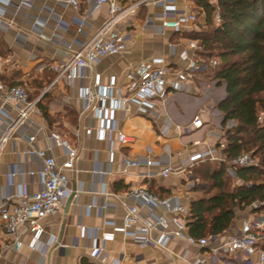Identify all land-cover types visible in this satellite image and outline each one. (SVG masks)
<instances>
[{
	"label": "crops",
	"instance_id": "1",
	"mask_svg": "<svg viewBox=\"0 0 264 264\" xmlns=\"http://www.w3.org/2000/svg\"><path fill=\"white\" fill-rule=\"evenodd\" d=\"M176 3L180 9L187 11L196 4L183 0H176ZM15 8L10 6L4 17L6 22L11 21L10 26L0 29V82L24 85L31 99L48 105L53 120L49 122L38 107L36 124H26L17 129L0 155V196L17 193L24 185L32 192L40 189L37 175L20 174L14 178L10 175L14 165L25 170L40 168V161L27 153L26 137L29 133L37 132L35 144L48 149L50 131L58 130L79 148L80 158L76 171L70 173V186L72 191L77 187V192L68 210L65 206L69 197L64 206L47 219L45 232L36 249L29 246L30 234H25L24 244L16 248L13 239L0 228V264H206L209 248L192 245L177 237L169 238L166 246L160 248L141 246L117 233L105 242V250L99 258L91 257L92 242L96 229H99L97 235L101 237L103 232L112 231L113 225L121 224L125 211L119 200L136 204V199L129 193L137 185L147 186L161 196L175 195L187 207L205 195V185H201L197 176L194 175L198 179L197 184L190 187V169L167 177H147L151 170L145 164L130 167L127 172L122 167L126 157L143 159L148 150H151L153 158L169 159L173 166L178 167L189 154L219 143L223 131L222 114L217 107L226 95L225 86L219 85L206 98L201 89L208 81L196 84L193 78L188 83L192 90L174 94L166 105L167 111L159 106L153 116H127L117 112L121 129L132 139L128 144H120L116 136L113 140H99L96 134L86 135L83 132L81 138L76 139L73 134L77 128L95 125V119L84 112L85 103L79 95L80 88L89 84L95 74L99 75L102 84H108L111 76L122 84L128 80L130 70L138 62L158 54L174 59L175 66H184L185 62L179 59V54L191 39L185 37V33L175 35L171 30L163 33L162 10L144 6L135 26L137 37L129 41L125 51L101 58L89 77L76 79L74 83H54L57 72L53 66L70 57L54 42L79 48L107 20L109 5L81 0L80 6L74 8L66 0H33L30 7L19 12ZM148 16L151 17L150 25L139 29L140 22ZM60 20L62 26L57 27ZM37 21H42L44 25H39ZM203 22L206 23V18ZM169 42L174 46L170 47ZM194 87L197 88L194 90ZM47 92L49 97L45 99L43 96ZM56 103L60 109H54ZM210 106L215 107L214 112H211ZM17 115V104H4L0 93V127L7 128ZM196 115L206 122L203 129L188 127ZM110 147L116 150L113 163L108 160ZM50 151L59 162L64 160L63 149ZM99 168L111 171L104 177L105 187L109 192H116L118 198L102 193L103 184L94 173ZM106 202L110 206L105 207ZM156 212L161 213L162 210L157 209ZM142 213L148 215L150 210L142 208ZM253 216L250 208L237 209L235 223L220 235L225 237L234 233ZM83 229L86 230L85 235ZM51 235L57 238V242H50ZM257 258L255 253L253 260Z\"/></svg>",
	"mask_w": 264,
	"mask_h": 264
},
{
	"label": "built area",
	"instance_id": "2",
	"mask_svg": "<svg viewBox=\"0 0 264 264\" xmlns=\"http://www.w3.org/2000/svg\"><path fill=\"white\" fill-rule=\"evenodd\" d=\"M97 5L107 3L109 5L107 20L96 30L94 35L84 41L79 48L74 49L59 41L54 43L65 53L69 54L68 60L59 62L53 66L57 72V81L74 83L76 79L89 77L94 71L95 64L103 57L116 55L128 48L129 41L137 37L138 29L135 26L144 6L161 9L162 32L171 30L173 33L183 34L204 24L206 13L197 4L190 6L187 10L180 9L176 0H138L124 2L122 0H89ZM185 2L195 0H183ZM214 5L217 0H210ZM67 4L78 8L81 0H66ZM33 0H0V29H6L10 22L5 21V15L10 6H15L16 11L30 7ZM216 22H221L219 12L215 14ZM44 25L42 21H37ZM151 17H146L140 22V28L150 25ZM62 26L60 20L57 27ZM48 39V38H47ZM52 41L51 39H48ZM170 47L174 46L169 42ZM201 47L196 40H190L188 46L179 54L180 60L185 62L184 66H175L176 61L165 55H152L138 62L128 75V80L119 84L115 76L110 77L108 84H102L98 74L89 84L80 88V97L85 103L84 112L95 119V125L83 126L74 131V137L80 139L83 132L86 135L96 134L99 140H113L116 136L120 144H128L131 138L125 133L117 118V112L127 116L144 115L153 116L159 106L165 111L166 105L174 94L188 93L192 89L188 83L194 78V72L201 71L208 66L216 69L220 64L218 57L209 59V63L203 64L199 51ZM200 57L198 60L197 58ZM53 83V84H54ZM219 80L211 77V80L203 84V97L211 96L212 92L219 86ZM197 87H194V90ZM0 93L3 103L13 102L18 106V115L7 128L0 127V155L6 145L12 140L15 132L20 126L36 124L35 115L38 114V101L30 98L28 89L23 85H5L0 82ZM214 112V106H210ZM83 112V113H84ZM223 115H221V119ZM264 119V109L259 110L258 120ZM222 122V121H221ZM235 121H228L226 128H231ZM206 122L199 115L194 116L188 125L191 129H203ZM223 134L219 143L221 147L209 146L204 150L195 151L182 160L178 167L173 166L169 159L153 158L151 150L143 159L125 158L122 170L127 172L130 167L145 164L150 168L147 177H167L172 173L186 172L191 166L201 161L210 160L214 163L225 161L221 153L225 144ZM27 153L40 161L38 170H25L14 165L11 177L20 174L37 175L40 181V189L29 191L27 185L14 194L0 196V228L13 239L14 247L20 248L23 244V236L30 234L29 246L36 249L45 232L46 221L56 211L61 209L66 199L72 193L70 186V173L76 171L80 158V150L74 142L58 130L49 133L50 147L44 149L38 147L37 132L27 135ZM61 148L64 151V160L58 161L50 149ZM116 150L109 148V163L115 161ZM258 163V159L250 152H245L227 163L229 175L237 178L235 169L237 167H248ZM94 173L102 182V193L113 195L118 198L116 192H109L105 187L104 177L111 173L106 169H96ZM188 181L190 187L197 184V177L192 174ZM130 196L137 201L136 204H128L119 200L124 207V216L121 224L113 225L112 231L103 232L101 237H93L91 257L99 258L105 250V242L115 237L117 233L131 238L141 246L165 247L169 238L177 237L187 240L192 245L201 248H209L210 254L206 264H264V214H254L242 224V227L234 233L222 237L221 235L208 234L196 238L189 232L188 216L189 207L181 203L175 195L161 196L153 192L149 187L137 185L130 191ZM263 202H255L252 207L258 208ZM105 207L110 206L106 202ZM142 208H148L150 213L145 215ZM161 209V213L156 210ZM85 235L86 230H82ZM156 233V236H154ZM57 242V238L51 235L50 242ZM257 253L258 258L253 260Z\"/></svg>",
	"mask_w": 264,
	"mask_h": 264
},
{
	"label": "trees",
	"instance_id": "3",
	"mask_svg": "<svg viewBox=\"0 0 264 264\" xmlns=\"http://www.w3.org/2000/svg\"><path fill=\"white\" fill-rule=\"evenodd\" d=\"M195 3L204 9L206 23L185 36L199 43L200 57L220 59L214 78L226 87V95L218 105L223 113L225 144L221 153L225 161L215 166L207 161V168L196 169L195 176L205 181V195L189 206V232L200 238L224 234L235 223L236 210L250 208L255 202L263 205L252 207L251 212L264 214V119L258 120L259 110L264 109V0H217L216 5L210 0H195ZM217 12L221 16L219 23L215 20ZM48 97L47 92L43 98ZM38 107L51 122L48 105L40 100ZM228 121L236 124L226 128ZM245 152L256 156L258 163L237 167L240 182L231 187L227 163Z\"/></svg>",
	"mask_w": 264,
	"mask_h": 264
},
{
	"label": "rangeland",
	"instance_id": "4",
	"mask_svg": "<svg viewBox=\"0 0 264 264\" xmlns=\"http://www.w3.org/2000/svg\"><path fill=\"white\" fill-rule=\"evenodd\" d=\"M204 25L205 24H203V25H199L196 29H200V28H203L204 27ZM175 35H181V34H179V33H177V34H175ZM183 35V34H182ZM185 37H187V36H185ZM188 38V37H187ZM200 57H198L197 59L198 60H200L199 59ZM201 60H204V62H203V64H208L209 63V59H205V58H202ZM216 70H217V68L216 69H214V68H212L211 66H208L207 68H205V69H203V70H201V71H196V72H194V82L196 83V84H200V82H203V81H209V80H211V77H214L215 76V73H216ZM24 86V85H23ZM25 87V86H24ZM218 97H220V95H218ZM61 107L60 106H58V104L56 103V105L54 106V109L55 110H57V109H60ZM215 108V107H214ZM222 120V119H221ZM207 161H210V160H206V161H201L200 163H197V164H195V165H193V166H191L189 169L191 170V172H192V174L193 175H197L196 174V169L198 168V167H202V170L203 169H205V168H207L209 165H207V164H205V163H208ZM210 163H212V165H216V164H214L212 161H210ZM221 163V162H220ZM219 163V164H220ZM229 180V185L231 186V187H234V185H238L239 183L237 182V180L236 179H234V178H232V177H230V179H228ZM200 183H201V185L202 186H204L205 185V181L203 180V178H201L200 177ZM262 242H264V240H262Z\"/></svg>",
	"mask_w": 264,
	"mask_h": 264
},
{
	"label": "water",
	"instance_id": "5",
	"mask_svg": "<svg viewBox=\"0 0 264 264\" xmlns=\"http://www.w3.org/2000/svg\"><path fill=\"white\" fill-rule=\"evenodd\" d=\"M217 110H219L218 107H217ZM219 112L223 115V113L220 110H219ZM221 128H222V124H221ZM76 192H77V187H74L72 193L70 194V196L66 202V206H65L66 210H68L69 206L71 205L72 201L74 200Z\"/></svg>",
	"mask_w": 264,
	"mask_h": 264
}]
</instances>
